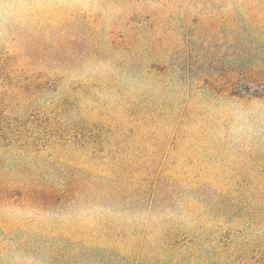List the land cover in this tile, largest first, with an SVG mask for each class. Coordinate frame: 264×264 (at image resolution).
I'll use <instances>...</instances> for the list:
<instances>
[{
  "label": "rangeland",
  "instance_id": "obj_1",
  "mask_svg": "<svg viewBox=\"0 0 264 264\" xmlns=\"http://www.w3.org/2000/svg\"><path fill=\"white\" fill-rule=\"evenodd\" d=\"M263 230L264 0H0V264H256Z\"/></svg>",
  "mask_w": 264,
  "mask_h": 264
},
{
  "label": "trees",
  "instance_id": "obj_2",
  "mask_svg": "<svg viewBox=\"0 0 264 264\" xmlns=\"http://www.w3.org/2000/svg\"><path fill=\"white\" fill-rule=\"evenodd\" d=\"M92 138L89 137H82L81 140H79L80 142H83L85 144H90V141ZM260 234L262 236H264V230L262 232H260ZM145 242L146 240H142L141 242H139L138 244L135 241L129 242V244H126L125 247H123V251L126 252V254H123L121 251H118L115 247L113 243H110L104 247L102 246H87L85 244H81L80 246V253L85 256V257H95V263L96 264H126L127 260L131 259V256L128 255L129 253H132V249L136 248L135 250H137L138 254L135 257L136 263L134 264H145L144 262V258H145ZM117 243V242H115ZM125 245V244H123ZM185 243L181 242H174V244H160V246H158V248H156L155 250H151L150 253L148 254H161L164 251H167L166 249H170V248H177V250H174V255H167L170 256L168 257L171 261L170 264H175L178 262L179 258H180V252L182 250V248L184 247ZM257 248H259V252L258 254H260V258L259 260H257L256 264H264V239L262 238V240L257 244ZM181 248V249H179ZM55 253V259L58 263L60 264H66L65 263V251L64 249L61 248H57ZM203 252H199L198 255L201 256L200 261L197 262V264H214V262L207 260V258H203ZM134 258V259H135ZM197 258H199L196 255H191L188 259L185 258V263L186 264H192L193 260H196ZM197 261V260H196ZM164 264V263H162Z\"/></svg>",
  "mask_w": 264,
  "mask_h": 264
}]
</instances>
